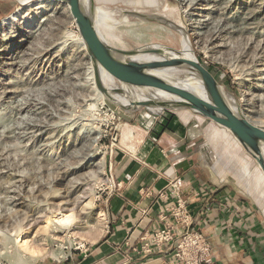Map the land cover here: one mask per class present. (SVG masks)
<instances>
[{
  "label": "rangeland",
  "instance_id": "374dc122",
  "mask_svg": "<svg viewBox=\"0 0 264 264\" xmlns=\"http://www.w3.org/2000/svg\"><path fill=\"white\" fill-rule=\"evenodd\" d=\"M135 1L142 0L97 1L107 43L181 50L187 36L195 56L264 126V0H167L163 7ZM0 6L7 8L1 21L21 4ZM12 32L0 34V264H39L104 234L103 197L125 111L93 87L69 8L41 10L31 33ZM71 212L67 225L56 222Z\"/></svg>",
  "mask_w": 264,
  "mask_h": 264
},
{
  "label": "crops",
  "instance_id": "0c3cea01",
  "mask_svg": "<svg viewBox=\"0 0 264 264\" xmlns=\"http://www.w3.org/2000/svg\"><path fill=\"white\" fill-rule=\"evenodd\" d=\"M123 117L103 197L104 234L87 250L75 247L62 260L39 264H174L170 255L133 251L144 233L164 223L160 214L173 201L164 192L173 178L181 180L195 227L213 245V264H264V174L238 140L191 111L155 116L139 109Z\"/></svg>",
  "mask_w": 264,
  "mask_h": 264
},
{
  "label": "water",
  "instance_id": "95a60500",
  "mask_svg": "<svg viewBox=\"0 0 264 264\" xmlns=\"http://www.w3.org/2000/svg\"><path fill=\"white\" fill-rule=\"evenodd\" d=\"M17 1L23 6L39 0ZM59 1L68 5L91 59L97 89L107 100L124 111L146 109L155 116L191 111L208 119L229 131L264 174V126L249 119L238 97L224 88L193 49L163 44L112 46L99 32L97 0ZM129 13L172 26L159 15Z\"/></svg>",
  "mask_w": 264,
  "mask_h": 264
},
{
  "label": "built area",
  "instance_id": "2783aa9c",
  "mask_svg": "<svg viewBox=\"0 0 264 264\" xmlns=\"http://www.w3.org/2000/svg\"><path fill=\"white\" fill-rule=\"evenodd\" d=\"M166 190L164 195H170L173 201L160 214L164 223L144 233L133 251L141 257L170 255L174 264H213V245L205 232L195 227V212L183 195L181 180H169ZM77 248L87 250L88 246Z\"/></svg>",
  "mask_w": 264,
  "mask_h": 264
},
{
  "label": "bare ground",
  "instance_id": "6f19581e",
  "mask_svg": "<svg viewBox=\"0 0 264 264\" xmlns=\"http://www.w3.org/2000/svg\"><path fill=\"white\" fill-rule=\"evenodd\" d=\"M22 3H24V2H22ZM61 5L66 6L68 8V5L66 3L61 2L59 0H39V1L27 4V5H23L21 7H18L13 13H11L10 15H8L7 17L3 18L0 21V34L2 32H4L6 29L13 31L12 33L15 34V36H16L17 32L18 33L19 32L31 33L33 30V27L37 23V20H38V17H39L41 10L43 11L45 9H50V8L54 9V8H58ZM183 48H185V50H187V51L191 50L190 42H189V39L187 38V36L184 37V39H183ZM189 54H191V53H189ZM88 64H89L88 67H89V71H90L91 82L93 83V87L97 90V86H96L95 80H94L93 66H92V62H91L90 57L88 58ZM99 94L102 97V94L100 92H99ZM70 210H72V209H70ZM72 217H73V213L71 212L68 214H62L61 216H59L55 220L58 224H60V226L62 225V227H64V225H67L71 221ZM19 239L20 238L18 237V240ZM18 240H16V241L18 242ZM22 243L23 244H21L22 245L21 247H23L26 250H29L30 246L28 247V243L26 241H23ZM24 249H22V251H24Z\"/></svg>",
  "mask_w": 264,
  "mask_h": 264
}]
</instances>
